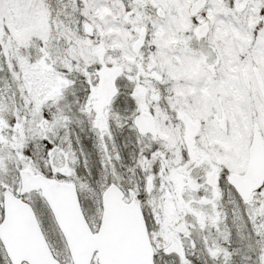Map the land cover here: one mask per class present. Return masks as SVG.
<instances>
[{"label":"snow or ice","instance_id":"6c2138e0","mask_svg":"<svg viewBox=\"0 0 264 264\" xmlns=\"http://www.w3.org/2000/svg\"><path fill=\"white\" fill-rule=\"evenodd\" d=\"M0 264H264V0H0Z\"/></svg>","mask_w":264,"mask_h":264}]
</instances>
